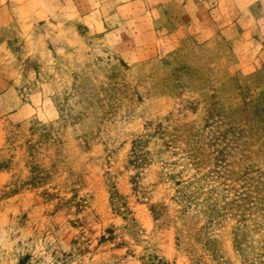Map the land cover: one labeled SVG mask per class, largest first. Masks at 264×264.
Instances as JSON below:
<instances>
[{
    "label": "rangeland",
    "instance_id": "1",
    "mask_svg": "<svg viewBox=\"0 0 264 264\" xmlns=\"http://www.w3.org/2000/svg\"><path fill=\"white\" fill-rule=\"evenodd\" d=\"M50 1L0 0V264H264L262 30Z\"/></svg>",
    "mask_w": 264,
    "mask_h": 264
},
{
    "label": "crops",
    "instance_id": "2",
    "mask_svg": "<svg viewBox=\"0 0 264 264\" xmlns=\"http://www.w3.org/2000/svg\"><path fill=\"white\" fill-rule=\"evenodd\" d=\"M44 3H51L50 0H42ZM59 1L61 5L63 4H72V7H75L74 4L77 0H55ZM121 1V0H119ZM192 1L194 3H197V7H199V11H204L206 13L207 10L210 8H213V6L216 8L215 11H220L221 14L214 20L210 19L212 22V27L216 29V33L221 31L222 29H225V32L222 31V33H233L236 29H245L248 31L249 29L252 30H258L259 32L254 33L256 37L252 40V42H245L249 46V43L254 45V41H258L263 38V31H264V0H124L119 5L120 2L114 1V0H89L84 7L86 15L83 18V20L86 22V24L90 27H94L97 24H100L101 21L106 18L111 13H114L118 16V20H120V25L117 26L115 30L109 31L105 34L106 39L112 38L114 40V43L118 41V34H120L121 30L125 28V24L127 20L131 19V15L134 13L135 20L138 21L139 17H136L137 14H146L148 16L147 20L152 22L154 25V28H157L159 31H166L167 36L165 38L166 42H163L162 45H170L172 40L175 39L176 35L178 34L177 30L175 28H169L170 26L167 24L159 23L157 26H155V23H157V14L158 15H164L167 17V23L169 21H176V17L170 15V11H168V7L175 6L176 8H182L183 13H187L188 9H190L192 5ZM145 2V4H144ZM74 5V6H73ZM76 8V7H75ZM141 8V9H138ZM144 8V9H143ZM254 10V11H253ZM258 10L261 14L258 15L255 13V11ZM168 14V16L165 15ZM226 13L229 15V18L226 16H222L223 13ZM210 13V12H209ZM225 14V15H226ZM152 15V16H151ZM247 15V18L245 17ZM145 16V17H146ZM172 16V17H170ZM50 15H43L42 12V20H45L47 18L50 19ZM122 19V20H121ZM245 19H251L254 20V23L250 26H242V22H244ZM142 20V19H140ZM250 20V21H251ZM182 29H189L191 26V22L189 24H186V21H183ZM156 32V33H159ZM218 31V32H217ZM239 33L236 32V35ZM248 34V33H247ZM242 36V35H241ZM119 42V41H118ZM263 42V41H262ZM116 44V43H115ZM243 45V42L240 43ZM264 44V43H263ZM157 51V52H156ZM154 50L155 55L162 56L161 48H158V50ZM153 52V51H152ZM171 52L168 50L166 53ZM132 60V58L127 57V60ZM134 61V60H133Z\"/></svg>",
    "mask_w": 264,
    "mask_h": 264
}]
</instances>
